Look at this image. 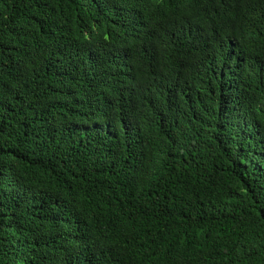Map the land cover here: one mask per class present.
Listing matches in <instances>:
<instances>
[{
	"label": "trees",
	"instance_id": "obj_1",
	"mask_svg": "<svg viewBox=\"0 0 264 264\" xmlns=\"http://www.w3.org/2000/svg\"><path fill=\"white\" fill-rule=\"evenodd\" d=\"M0 264H264V0H0Z\"/></svg>",
	"mask_w": 264,
	"mask_h": 264
}]
</instances>
